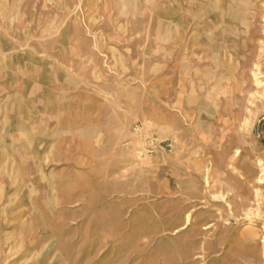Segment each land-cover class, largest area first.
Returning a JSON list of instances; mask_svg holds the SVG:
<instances>
[{"label":"rangeland","instance_id":"374dc122","mask_svg":"<svg viewBox=\"0 0 264 264\" xmlns=\"http://www.w3.org/2000/svg\"><path fill=\"white\" fill-rule=\"evenodd\" d=\"M0 51L78 100L75 164L35 155L46 248L0 264H264V0H0Z\"/></svg>","mask_w":264,"mask_h":264},{"label":"crops","instance_id":"0c3cea01","mask_svg":"<svg viewBox=\"0 0 264 264\" xmlns=\"http://www.w3.org/2000/svg\"><path fill=\"white\" fill-rule=\"evenodd\" d=\"M166 2L159 6L157 4L155 10L165 12L169 9ZM171 7L170 10L173 11L180 8L176 3ZM35 55L30 51L12 53L0 51V260L2 261L17 257L13 254L15 251L23 258L24 253L29 257L30 250H36L37 253L45 250V235L48 231L40 228V225H43L44 219L53 217L55 212L53 209L59 207L63 201L60 181L56 180L55 184L50 186L46 180L35 179L36 171L40 169L39 157L35 156L39 153V140L65 136L68 138L66 153L70 155L68 163L75 164L73 161L77 158V141L72 135L75 136L78 119L76 115H72V111H75L78 100L63 102L56 93L52 98L45 96L46 91L50 93L56 89L59 82H57L59 68L52 66L46 69L40 62L31 63L29 61L31 58L41 59L40 56ZM64 121L70 124L67 127L70 136L63 135ZM30 139H35L37 146L31 143L30 147L29 141L27 142ZM27 145L30 147L29 153L26 150ZM55 147L54 143L52 149L54 150ZM28 154L31 155V158L28 157L29 160L26 158ZM52 159L55 158L52 156ZM42 162L47 163L45 160ZM23 171H28L29 175L14 174ZM28 203H32L31 210L25 205ZM23 220L28 223L26 227H22ZM33 240L36 243H33Z\"/></svg>","mask_w":264,"mask_h":264},{"label":"bare ground","instance_id":"6f19581e","mask_svg":"<svg viewBox=\"0 0 264 264\" xmlns=\"http://www.w3.org/2000/svg\"><path fill=\"white\" fill-rule=\"evenodd\" d=\"M187 221H189V219H187ZM186 228V226L184 225L183 227H181L179 230H183V229H185Z\"/></svg>","mask_w":264,"mask_h":264}]
</instances>
